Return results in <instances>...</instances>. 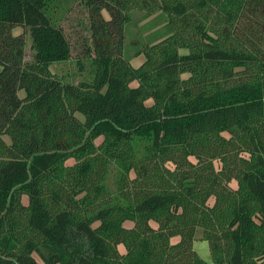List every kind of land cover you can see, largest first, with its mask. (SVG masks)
Wrapping results in <instances>:
<instances>
[{
  "label": "trees",
  "instance_id": "obj_1",
  "mask_svg": "<svg viewBox=\"0 0 264 264\" xmlns=\"http://www.w3.org/2000/svg\"><path fill=\"white\" fill-rule=\"evenodd\" d=\"M61 1L0 0V264H264V0H84L77 83ZM133 9L166 20L137 66Z\"/></svg>",
  "mask_w": 264,
  "mask_h": 264
},
{
  "label": "rangeland",
  "instance_id": "obj_2",
  "mask_svg": "<svg viewBox=\"0 0 264 264\" xmlns=\"http://www.w3.org/2000/svg\"><path fill=\"white\" fill-rule=\"evenodd\" d=\"M50 13L63 29L71 50L68 59L53 63L50 69L64 81L77 83L79 80H89L92 75L90 57L94 52L89 14L84 0H62L50 10ZM102 13L104 17H107L105 11ZM165 21V16L159 11L150 14L146 10L133 9L129 12V18L124 24V55L134 66L139 65L143 60V54L139 53L141 45L157 39L162 34ZM12 32L14 34L23 32L24 60H31L34 50L27 28L15 27ZM117 176V167H111L106 179V184L111 191L116 189ZM192 246L201 258L208 262L211 260L206 240L195 239ZM119 249L123 251V246L119 245Z\"/></svg>",
  "mask_w": 264,
  "mask_h": 264
},
{
  "label": "built area",
  "instance_id": "obj_3",
  "mask_svg": "<svg viewBox=\"0 0 264 264\" xmlns=\"http://www.w3.org/2000/svg\"><path fill=\"white\" fill-rule=\"evenodd\" d=\"M210 264H212V263H210Z\"/></svg>",
  "mask_w": 264,
  "mask_h": 264
}]
</instances>
